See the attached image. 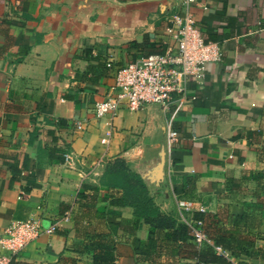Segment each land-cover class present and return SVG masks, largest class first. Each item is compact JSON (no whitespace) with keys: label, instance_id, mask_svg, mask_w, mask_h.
I'll return each instance as SVG.
<instances>
[{"label":"crops","instance_id":"0c3cea01","mask_svg":"<svg viewBox=\"0 0 264 264\" xmlns=\"http://www.w3.org/2000/svg\"><path fill=\"white\" fill-rule=\"evenodd\" d=\"M180 9L178 0H0V233L14 220L57 222L11 264H96L91 242L101 233L115 240L113 264H197L191 252L173 256L164 248L143 259L139 241L154 228L129 206L108 214L112 194L123 192L103 182L117 160L144 174L162 141L163 181L149 190L163 213L184 222L178 199L206 205L213 236L232 226L233 215L262 216L264 0H200L193 7L222 58L206 64L197 98L175 114V144L158 104L95 114L114 81L107 63L115 68L164 52L175 43L167 17ZM67 149L74 165L64 162ZM252 230L255 236L242 234L254 240L247 254L208 264H264V219Z\"/></svg>","mask_w":264,"mask_h":264},{"label":"built area","instance_id":"2783aa9c","mask_svg":"<svg viewBox=\"0 0 264 264\" xmlns=\"http://www.w3.org/2000/svg\"><path fill=\"white\" fill-rule=\"evenodd\" d=\"M200 0H178L180 10L167 17L166 32L175 39L164 52L141 55L126 65L111 68L113 84L103 99L95 102V114L102 117L116 114L122 107L139 110L148 104L160 105L163 112L168 113L167 140L175 144L179 137L174 128V116L188 102L197 98L196 88L206 73V64L220 61L222 50L218 42L204 37L193 12V7ZM206 7V6H204ZM78 129L85 124L78 121ZM64 162L74 165L76 156L72 150H65ZM183 221L188 224L192 240L197 244L209 243L218 254L230 261V251L214 245L205 228V219L194 216V212L207 213L208 208L196 204L192 199L180 198L177 201ZM68 213V212H67ZM185 215H190L187 217ZM65 214L62 220H69ZM57 222H47L35 217L26 220H14L0 233V264H11L26 246L43 232L56 231ZM200 264H206L201 262Z\"/></svg>","mask_w":264,"mask_h":264},{"label":"trees","instance_id":"16d2710c","mask_svg":"<svg viewBox=\"0 0 264 264\" xmlns=\"http://www.w3.org/2000/svg\"><path fill=\"white\" fill-rule=\"evenodd\" d=\"M117 161L119 166L111 169L103 182L110 191L121 189L123 192L120 196L112 194L114 198L110 202L108 214L118 213V207L129 206L133 215L142 218L144 222L154 228L152 236L139 241L143 259L154 260L160 255L159 250L164 248L169 255L173 256L179 255L181 252H191L197 257V264L201 262L206 264L230 262L228 258L218 254L214 246L209 243H204L205 247L197 246L192 240L188 224L178 221L172 214L163 213L141 176L130 171L122 159ZM258 208L262 212V216L256 218L253 213L247 210L233 215L232 218L235 221L232 226L230 228L223 227L219 235L213 236L206 229L210 240L214 245H219L230 251L235 257L247 254L254 245V240L249 237H242V234L245 231L247 235L249 233L256 235L252 229L261 224L262 219H264V204L261 203ZM203 216L202 213L201 217L203 218ZM91 243L94 245L97 254L96 264H113L116 255L115 240L112 235L98 234ZM239 264L249 263L240 260Z\"/></svg>","mask_w":264,"mask_h":264},{"label":"water","instance_id":"95a60500","mask_svg":"<svg viewBox=\"0 0 264 264\" xmlns=\"http://www.w3.org/2000/svg\"><path fill=\"white\" fill-rule=\"evenodd\" d=\"M167 146L164 141L161 142L155 153L146 160L148 168L144 174L140 173L146 186L152 189H158L163 181L164 166L166 163Z\"/></svg>","mask_w":264,"mask_h":264}]
</instances>
